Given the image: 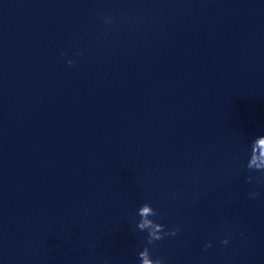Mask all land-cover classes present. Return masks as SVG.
Listing matches in <instances>:
<instances>
[{
  "label": "clouds",
  "instance_id": "clouds-1",
  "mask_svg": "<svg viewBox=\"0 0 264 264\" xmlns=\"http://www.w3.org/2000/svg\"><path fill=\"white\" fill-rule=\"evenodd\" d=\"M61 55H65V53H61ZM69 66H72L74 64V61L72 60H68L67 61ZM262 143H264V140L261 141ZM255 143H256V138L253 139L250 147L251 148H255ZM251 153L249 155V158L247 160V164H246V168L249 172V176H248V182H251L253 179H256L255 177H253L251 175L252 172L254 171H258L261 172L262 174H264V162H258L257 160L251 159ZM249 195L251 197H255L257 195H259V193L256 192H252L249 193ZM138 214L143 218L147 215H152L153 217H155L157 214L151 212L149 206L147 204L143 205L139 211ZM165 225L160 224L158 222H156L155 220H146V219H142L141 223L138 225V228L140 229V231H147V244L148 245H152L154 242L156 241H160L162 239H164L165 236H175L177 235V233L180 231L179 228H175L172 229L170 231H165ZM158 229V231H157ZM228 239H224L223 241H221V243L227 245L228 244ZM205 248L211 247V242H208L204 245ZM151 256V252L149 247L145 246L143 248V251L138 253V257L139 260L141 262V264H143V261L148 257ZM152 260L154 261V264H164V259L163 257H157L155 259L152 258Z\"/></svg>",
  "mask_w": 264,
  "mask_h": 264
}]
</instances>
